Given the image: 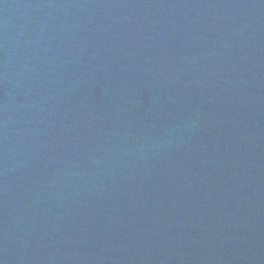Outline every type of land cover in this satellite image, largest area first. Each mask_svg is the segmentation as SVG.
<instances>
[{"label": "water", "instance_id": "obj_1", "mask_svg": "<svg viewBox=\"0 0 264 264\" xmlns=\"http://www.w3.org/2000/svg\"><path fill=\"white\" fill-rule=\"evenodd\" d=\"M264 0H0V264H136Z\"/></svg>", "mask_w": 264, "mask_h": 264}]
</instances>
